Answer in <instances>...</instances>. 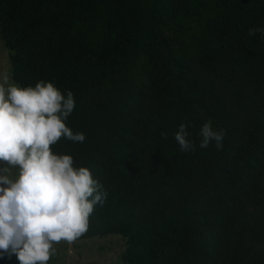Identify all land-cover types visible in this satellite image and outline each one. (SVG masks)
<instances>
[{
  "label": "trees",
  "instance_id": "trees-1",
  "mask_svg": "<svg viewBox=\"0 0 264 264\" xmlns=\"http://www.w3.org/2000/svg\"><path fill=\"white\" fill-rule=\"evenodd\" d=\"M258 28L264 0H0L13 82L74 94L66 125L85 140L62 137L52 151L108 193L77 240L120 236L124 264H264V225L242 212L227 223L264 163V33L249 35ZM163 31L173 34L170 89L158 84L151 48ZM208 119L226 132L219 149L199 147ZM181 123L195 151L174 140ZM246 128L256 135L250 149ZM252 241L262 244L253 262Z\"/></svg>",
  "mask_w": 264,
  "mask_h": 264
},
{
  "label": "clouds",
  "instance_id": "clouds-1",
  "mask_svg": "<svg viewBox=\"0 0 264 264\" xmlns=\"http://www.w3.org/2000/svg\"><path fill=\"white\" fill-rule=\"evenodd\" d=\"M264 33L250 29L249 35ZM74 94L52 82L20 87L5 76L0 83V256L15 255L19 264H48L55 244H69L89 229V218L108 193L90 169L76 167L68 154L52 146L63 137L83 143L85 135L66 125L75 108ZM225 130L211 119L200 128L199 147H222ZM187 126L173 133L181 151H195ZM167 139L166 133H161ZM15 169V177L8 173Z\"/></svg>",
  "mask_w": 264,
  "mask_h": 264
},
{
  "label": "rangeland",
  "instance_id": "rangeland-1",
  "mask_svg": "<svg viewBox=\"0 0 264 264\" xmlns=\"http://www.w3.org/2000/svg\"><path fill=\"white\" fill-rule=\"evenodd\" d=\"M173 34L169 31H163L151 43V48L156 49L159 54L154 55V62L159 73L158 84L164 89H170L167 83L166 62L169 55L166 47ZM7 76L10 82L12 80V65L9 58V51L4 45L0 34V83ZM155 103V98L150 94L145 96V104L147 107ZM144 125H149L145 120ZM244 135L248 141L249 149L255 144L256 135L251 129H244ZM197 137L189 134L188 139L191 141ZM202 139L201 136H199ZM5 166V162H0V167ZM11 177H15V169L8 173ZM244 213L248 222L253 225H264V163L259 167V173L256 177L252 188L242 193L235 204L231 207L227 215V223H230L238 213ZM247 249L252 256L262 248V244L252 241L247 244ZM55 254L51 256V264H124L123 254L126 250L125 239L118 235H109L103 238H91L85 240H76L69 244L61 241L54 245Z\"/></svg>",
  "mask_w": 264,
  "mask_h": 264
}]
</instances>
